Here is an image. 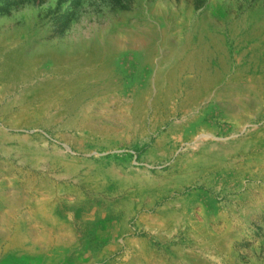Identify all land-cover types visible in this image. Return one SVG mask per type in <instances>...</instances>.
Segmentation results:
<instances>
[{
  "label": "rangeland",
  "instance_id": "374dc122",
  "mask_svg": "<svg viewBox=\"0 0 264 264\" xmlns=\"http://www.w3.org/2000/svg\"><path fill=\"white\" fill-rule=\"evenodd\" d=\"M0 264H264V0H0Z\"/></svg>",
  "mask_w": 264,
  "mask_h": 264
}]
</instances>
